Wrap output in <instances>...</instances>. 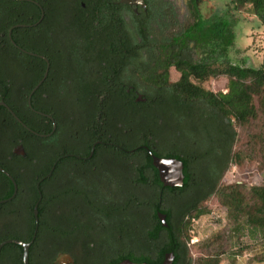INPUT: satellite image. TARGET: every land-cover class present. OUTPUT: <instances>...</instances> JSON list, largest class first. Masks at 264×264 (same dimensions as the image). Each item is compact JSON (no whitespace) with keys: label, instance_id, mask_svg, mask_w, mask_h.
I'll list each match as a JSON object with an SVG mask.
<instances>
[{"label":"flooded vegetation","instance_id":"obj_1","mask_svg":"<svg viewBox=\"0 0 264 264\" xmlns=\"http://www.w3.org/2000/svg\"><path fill=\"white\" fill-rule=\"evenodd\" d=\"M190 1L200 8L207 0H0V48L18 58L11 76L0 70V91L21 92L14 108L0 94V169L10 176L0 171V264H24V247L8 242L29 246V264H165L171 255L176 263L154 241L152 263L130 257L139 231L133 188L157 178L165 186L154 159L164 158V130L178 135L175 116L163 114L134 132L142 122L134 106L165 105L177 82L154 83L131 64L170 45V15L181 23ZM108 105L125 114L107 115ZM158 199L154 224L163 229L149 231L158 228L164 242L179 236V219L171 228L170 202Z\"/></svg>","mask_w":264,"mask_h":264},{"label":"trees","instance_id":"obj_2","mask_svg":"<svg viewBox=\"0 0 264 264\" xmlns=\"http://www.w3.org/2000/svg\"><path fill=\"white\" fill-rule=\"evenodd\" d=\"M229 1L234 11L250 7L252 14L264 26V0ZM189 6L188 20L184 24L169 13L171 23L165 29L171 34L169 38L166 36V42L170 45L156 46L153 50L159 52V56H153L146 62L137 57L131 64L134 71L136 69L143 73V78L165 86L169 85L171 67L180 70L182 75L180 81L172 85L173 89L166 93L169 100L165 105L133 108L132 114L142 121H134L135 133L146 130V125L148 128L152 125L155 127L160 114L175 116L178 135L174 137L166 128L162 151L164 158H176L183 162L185 176L183 187H165L157 178L156 184L140 186L138 193L133 188L132 197L140 203L138 207L134 205L132 212L139 231L133 234L137 248L130 257L137 262L152 263V257L146 252H149L154 241L156 248H162L164 253L175 254V264H193L189 248L190 233L197 219L208 213L205 204L214 196L227 210L233 233L242 235L250 232L264 245V184H221L232 164L243 165L246 161L244 151L237 150L238 127L262 121L260 132L253 136V144L264 147V63L256 68L244 60L238 62L234 59L238 53L236 24L229 15L204 17L193 1H190ZM0 33H7L3 22H0ZM150 35L148 27L143 26L139 36L146 39L148 47ZM13 51L12 47L0 48V70L5 78L11 76L18 65V58ZM199 54L200 58H197ZM222 76L227 77L229 82L226 93H214L207 89L205 84L208 81ZM2 93L5 101L14 108L21 92L8 89L0 91ZM174 97L177 98L175 101ZM87 109L89 111L85 113V119L90 110H96L97 107ZM103 109L107 115L121 116L125 114L126 108L108 105ZM111 125L115 129L114 124ZM173 143L176 149L168 150L167 145ZM161 195L170 202L164 209L169 218L167 222L172 228L176 227L179 219L180 227L179 236L167 233L164 242L159 240L158 228L163 229L162 225L154 224L157 218L153 213ZM154 225L158 227L157 230L149 231ZM212 242H208L207 247ZM201 259L196 264H220L219 261H213L219 259L218 255ZM260 262H264V256Z\"/></svg>","mask_w":264,"mask_h":264},{"label":"rangeland","instance_id":"obj_3","mask_svg":"<svg viewBox=\"0 0 264 264\" xmlns=\"http://www.w3.org/2000/svg\"><path fill=\"white\" fill-rule=\"evenodd\" d=\"M199 9L204 17L214 14L229 15L236 24L238 53L234 55V59L238 62L244 60L249 66L256 68L264 63V26L252 14L250 7L234 11L229 0H207ZM187 13L181 8L182 24L188 20ZM200 55H197V58H200ZM181 76L180 70L171 67L169 83L179 82ZM228 84L227 77L222 76L208 81L205 86L214 93H226ZM262 125V121H255L248 126L237 128L239 140L237 150L244 151L246 161L243 165L232 164L221 181L222 185L264 184V147L260 148L253 144V136L260 132ZM205 206L208 213L197 219L190 233L193 236L192 232H194L199 239V242L194 245L189 243L193 264L200 262L202 257L208 255H218L219 259L213 261H219L220 264H264L260 262L264 256V245L259 238L250 232L242 235L233 233V224L228 219V212L219 204L215 196L209 199ZM211 241L213 242L207 247V243Z\"/></svg>","mask_w":264,"mask_h":264},{"label":"water","instance_id":"obj_4","mask_svg":"<svg viewBox=\"0 0 264 264\" xmlns=\"http://www.w3.org/2000/svg\"><path fill=\"white\" fill-rule=\"evenodd\" d=\"M140 1H143V0H140ZM36 90L37 89H35L32 92L31 96L34 94ZM154 165L158 169L162 182L164 183L165 187L176 188V187L184 186L185 176H184V164L182 161L175 159V158H155ZM0 171L8 175L2 169H0ZM159 218L161 219L162 222L166 224V217L164 215L159 214ZM8 243H18L21 246H23L25 249L24 264H29V254H28L29 246L21 242H8ZM5 244L6 243L0 246V251ZM173 259L174 257L173 255H171L170 257L167 258V261L165 264H171ZM125 264H134V263L128 261Z\"/></svg>","mask_w":264,"mask_h":264},{"label":"built area","instance_id":"obj_5","mask_svg":"<svg viewBox=\"0 0 264 264\" xmlns=\"http://www.w3.org/2000/svg\"><path fill=\"white\" fill-rule=\"evenodd\" d=\"M193 236L191 238L190 244L194 245L199 242V239L195 236L194 232H192Z\"/></svg>","mask_w":264,"mask_h":264}]
</instances>
